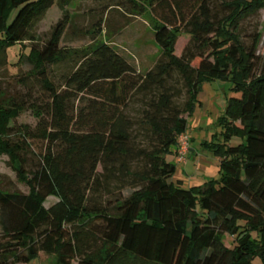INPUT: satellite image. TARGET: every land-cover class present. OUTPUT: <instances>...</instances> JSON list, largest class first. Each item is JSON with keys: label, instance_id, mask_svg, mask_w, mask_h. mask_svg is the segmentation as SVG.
I'll return each mask as SVG.
<instances>
[{"label": "trees", "instance_id": "1", "mask_svg": "<svg viewBox=\"0 0 264 264\" xmlns=\"http://www.w3.org/2000/svg\"><path fill=\"white\" fill-rule=\"evenodd\" d=\"M110 1L103 14L156 20L161 56L145 74L106 42L60 46L72 0H0V67L10 47L30 43L17 66H33L42 92L0 102V154L29 188L0 189V264H38L40 253L56 264H264V58L260 34L250 45L240 34L264 0ZM56 5L63 19L38 46L33 27ZM182 35L190 39L178 55ZM59 65L67 70L57 84ZM175 75L188 95L182 106ZM217 79L238 95L219 118L220 136L201 145L220 178L186 188L167 156L178 157L202 83ZM27 110L34 127L10 124ZM50 197L58 202L47 208Z\"/></svg>", "mask_w": 264, "mask_h": 264}, {"label": "rangeland", "instance_id": "2", "mask_svg": "<svg viewBox=\"0 0 264 264\" xmlns=\"http://www.w3.org/2000/svg\"><path fill=\"white\" fill-rule=\"evenodd\" d=\"M111 3L110 0H72L65 11L69 14L68 25L64 32L60 46L66 49L86 48L95 43H109L120 54L133 64L138 71L145 72L152 69L154 64L161 56L160 48L154 40L156 20L149 12L139 15L127 16L126 13L118 9H113L104 13V7ZM64 11L57 5L54 6L46 16L35 23L33 33L37 37V45H44L51 37L52 31L57 23L63 19ZM102 22L103 33L96 35L98 24ZM260 34V44L258 55L264 58V9L257 15H251L241 22L240 34L246 45L251 44L255 34ZM189 36L182 35L176 45V53L180 55L189 41ZM26 46L15 45L7 50L8 64L0 67V102L1 100H11L14 98H25L31 94L33 98L41 96L40 84L31 77L34 72L33 66L27 61H22L17 66V62L29 55L30 43ZM51 72L53 81L61 83V76L66 72L65 65L53 67ZM179 77L173 76L169 84L181 88L182 96H178L175 101L180 106L187 100L186 90L181 82H177ZM232 82L229 80L204 81L199 93L200 104L196 107L189 118V124L186 134L191 144L200 152V155L206 157L209 161H219L211 153L204 152L201 148L203 141H212L215 135L221 134V128L217 125L219 118L225 113L228 101L233 96H238L232 91ZM139 105L132 106L128 113L134 118L138 116ZM36 115L31 110L22 112L16 120L11 121V125H30L37 123ZM261 127L264 128V118L261 121ZM241 140L234 138L233 145H238ZM167 161L177 167L174 180L177 178L184 181V187H194L205 183L210 177L208 174L209 165L201 162L202 168H198L191 158H187L186 164L177 163L172 154L167 156ZM205 164V165H204ZM208 166H207V165ZM206 173V174H205ZM183 176V177H182ZM206 177V178H205ZM216 179L220 178L217 174ZM0 189L5 191H19L24 194L29 193V188L20 183L16 173L9 164V158L0 154ZM132 190L124 192L129 196ZM58 199L50 197L45 206L49 208L57 203ZM3 236V230L0 219V239ZM226 245H231L233 238L225 236ZM38 264H56V257L40 253L36 259ZM73 264H78L76 261ZM255 264H261L256 260Z\"/></svg>", "mask_w": 264, "mask_h": 264}, {"label": "crops", "instance_id": "3", "mask_svg": "<svg viewBox=\"0 0 264 264\" xmlns=\"http://www.w3.org/2000/svg\"><path fill=\"white\" fill-rule=\"evenodd\" d=\"M173 157L175 158L177 163L186 164V162H187V159H186L185 162H179L177 155H174ZM187 158H191L193 163L195 162L198 168H202L203 167V165L200 164L201 162H205V163H207L209 165V167L205 166V169L209 168L208 170H210V172L207 169L206 170L208 171V174L210 176H212V177H210L207 181H209L210 179L216 178L215 176L217 174H219V171H220V169H219V161H217V160H214L213 162L209 161L206 157L200 155V152L194 147L193 144H191V150H190ZM177 180H180V179L177 178ZM207 181H205V182H207Z\"/></svg>", "mask_w": 264, "mask_h": 264}, {"label": "built area", "instance_id": "4", "mask_svg": "<svg viewBox=\"0 0 264 264\" xmlns=\"http://www.w3.org/2000/svg\"><path fill=\"white\" fill-rule=\"evenodd\" d=\"M191 150V142L187 134L180 136L178 147V161L185 162Z\"/></svg>", "mask_w": 264, "mask_h": 264}]
</instances>
